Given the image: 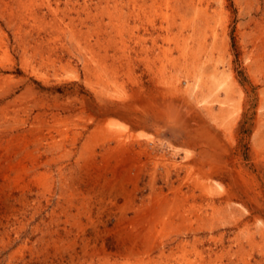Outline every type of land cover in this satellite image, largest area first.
Wrapping results in <instances>:
<instances>
[{
	"label": "rangeland",
	"instance_id": "1",
	"mask_svg": "<svg viewBox=\"0 0 264 264\" xmlns=\"http://www.w3.org/2000/svg\"><path fill=\"white\" fill-rule=\"evenodd\" d=\"M3 1L7 7L0 6V96L5 95L0 97V264H61L55 258L59 251L62 264H70L74 250L77 264H98L95 255L83 259L84 239L89 240V253L106 250L112 264H124L121 254L132 248L143 253L142 264H201V256L209 254L217 264H229L231 259L237 264H264V133L260 131L264 0H177L180 14L166 8L164 0H156L157 10L152 12L148 2L140 19L130 20L134 39L127 36L129 58L121 55V44L115 50V42L107 43L111 55L124 58L115 66L125 87L107 92L111 101L106 121L125 145L122 153L112 143L113 154L105 152L99 138L93 144L89 139L104 118L91 87L97 64L85 54V45L66 43L68 19H57L55 25L46 10L36 8L37 16L46 14L37 25L28 13L40 0H25L22 10L15 0ZM78 2L90 4L92 14L101 17L106 7L127 0ZM130 10L123 9L125 14ZM170 21L175 22L172 43L159 31ZM75 25L83 33L93 31L91 24ZM18 27L33 32L37 49L22 52ZM187 36L189 45L200 49L194 48L197 57L204 59V68L197 69L205 84L186 85L184 80L182 90L189 87V94L176 96L174 86L154 82L141 60L149 53L152 60L165 63L168 50L178 58L175 48ZM154 38L159 49L151 54ZM83 57L90 63L89 77ZM102 72L98 73L109 77ZM22 94L27 96L15 103ZM62 105L73 110H56ZM43 110L49 115L44 125L34 121ZM87 143L95 149L92 157L83 151ZM105 154L111 155L108 160ZM121 160L129 165L126 170L117 167ZM178 188L184 192L176 194ZM157 196L169 200L167 208L158 209L159 215L153 213ZM180 200L189 202L179 205ZM152 222L159 225L151 228Z\"/></svg>",
	"mask_w": 264,
	"mask_h": 264
},
{
	"label": "bare ground",
	"instance_id": "2",
	"mask_svg": "<svg viewBox=\"0 0 264 264\" xmlns=\"http://www.w3.org/2000/svg\"><path fill=\"white\" fill-rule=\"evenodd\" d=\"M16 3L18 5H21V8L20 10H22L23 8V4H24V1L25 0H15ZM99 1V0H98ZM108 1V0H107ZM12 2V1H11ZM14 2V1H13ZM32 2H35V1H32ZM110 2V1H109ZM112 2V1H111ZM115 2H117V0H115ZM150 2V6L149 8L151 9L152 12H155V10H157V1L156 0H127V2H125L124 4H119V3H116L115 6H113L114 8H105V11H103V13L105 12V17L103 16V13L100 14L101 17L99 19V17L97 15H94L92 14V9L91 8V5L84 2L83 4H80L78 2V0L76 2H74L73 0H40L38 3L36 4H33L28 15L29 17L32 19L33 22L37 23L38 21L40 20H45V15L43 17L41 16H37L36 12H35V9H39L40 11L43 10H46L45 12H47L48 15L51 16L50 20L53 24L56 25L57 23V19L64 22V20L68 19V23H67V31H66V38L68 39L66 41V43L68 42H73L76 46H82V45H85L84 46V52L85 54H88L89 53V56L92 57V59H94L95 63L97 64V66H95L94 70L97 69L98 72L100 73V70L101 72L103 71L106 75L105 76H108L107 78H104V76L102 74H99L98 72H94V79H95V84H91V87H92V94L95 95V98L97 97V99L99 100L98 103L100 102L99 104V112L101 113V116H103L104 118L101 120L100 124H98L96 126V130L93 131L90 136H89V139L90 141H93L91 144H93L96 140V137L99 138L100 141H102L103 143V147L105 148V152L108 154H110V152H112L111 150L114 149L113 147H111V144H116L118 146H120L119 150L122 151L123 153V150H125V145L123 144H120L121 141H120V135L117 134V131H114L113 129V126L110 125V123H108L106 121V117L110 114V110H109V105H110V101L107 100V92L109 89H114V90H118V89H123L125 86L124 83H120V76H118L119 74L117 73L118 72V65L117 67L115 66V64H117L118 60H119V63H122V58L123 57H126L129 56L130 52L128 53V50H127V36H129V38H133L132 34V29L129 28V23H130V20H135L137 18V20L140 19V15H142L141 13H144V10L147 9L145 6L146 4ZM165 4H166V8L168 7H171L172 9H174L176 11L177 14H180L181 11H179V6H178V1L175 0V3L173 4L172 1L170 0H164ZM0 6H2V8H6L7 7V3L5 4L3 0H0ZM15 3V2H14ZM61 3L64 4L63 7H61ZM103 4V3H102ZM25 5V4H24ZM31 5V4H30ZM96 5V4H95ZM107 4L105 3V6ZM109 6V5H108ZM128 7L131 8V10L129 11V13L127 12L125 14V12L123 11L124 7ZM16 8V7H15ZM156 8V9H155ZM18 9V8H17ZM102 9V8H101ZM104 9V8H103ZM6 10V9H5ZM9 11V10H8ZM96 11H98L96 9ZM101 11V10H100ZM99 11V13H100ZM24 12V11H23ZM27 12V11H26ZM94 12V11H93ZM21 13V12H20ZM39 13V12H38ZM19 15V14H18ZM26 15V16H28ZM60 15V16H59ZM82 15H84V17H82ZM8 20L11 21L12 18H13V11L11 12V15L9 14V16H7ZM24 18V17H23ZM19 19V18H18ZM47 19V18H46ZM89 19V20H88ZM154 19V18H153ZM187 19V18H186ZM168 20V18H167ZM22 22V21H21ZM20 22V23H21ZM42 22V21H41ZM45 22V21H44ZM151 22V21H150ZM14 23V21H13ZM76 23H78V25H81L82 27H86L88 26L89 24L92 25V29L90 27L92 31V33L89 32V34H86V33H83L82 31H79V29H77V26L75 25ZM15 24V23H14ZM23 24V23H22ZM25 24V23H24ZM37 25H39L37 23ZM43 25L42 26L40 25L39 27H42L43 28ZM17 26V24H16ZM53 27V26H52ZM157 27V26H156ZM31 28V27H30ZM41 28V29H42ZM51 28V26L49 27ZM89 28V27H88ZM160 28V27H159ZM175 28V22L174 21H170V22H167V26H164L159 29L160 33H161V36L163 37L165 35V40L166 42L168 43H172V39H173V34L172 31L173 29ZM36 29V28H35ZM41 29H37V33H39L41 31ZM89 29V30H90ZM18 32L20 33V46H21V49H22V52L26 53L29 49L30 50H34V49H37L36 46L33 45V42H37V39H35L32 35V33L30 32V30L26 31V30H23L21 27H18L17 28ZM44 31V33L47 31V26L45 27V29H42ZM56 30V29H55ZM114 30V31H113ZM157 30V31H156ZM195 30V29H194ZM193 30V31H194ZM85 31V30H84ZM114 34H112L113 32ZM156 32H159L158 29H155ZM49 33V32H48ZM159 33V34H160ZM112 35H114L115 38H113ZM41 35V34H40ZM196 36V34H193ZM37 36V35H36ZM44 36V35H43ZM64 36V35H63ZM262 36V35H261ZM193 37V36H192ZM137 38V37H136ZM158 38V37H157ZM157 38H154L152 40V47L149 48V52H151V54H153L156 50L158 51L159 47H158V39ZM197 38V37H196ZM39 39H41L39 37ZM134 39V38H133ZM35 40V41H33ZM163 40H164V37H163ZM189 40L190 39V36H187L186 39H184V41L182 43H178L175 50L178 51L179 53V56L178 58L176 59H173L169 50H168V53L166 50H163V51H166L164 57H165V63H163V60H152V58L150 57L149 53L145 54V57L142 58V62H144L145 66H146V69L147 71L150 72V74L152 73L153 77L152 79L154 80V82H157L158 84H163V83H166L167 85H170V86H174V92L176 93V96H181V95H188L189 94V87L182 90V83L183 81L185 80V84L187 85L188 83L192 82V81H195V84L196 86H202L203 83L205 84V79H204V82L202 81V78L203 76L201 75L202 72L200 70H198L199 68L200 69H203L205 65V62L202 60V58L200 56L197 57V52H194V47H191L189 45ZM176 41V40H174ZM256 41V40H254ZM115 42V50L117 48L118 45H122L120 48H123L121 51V55L123 56L122 58L121 57H116V54H110L109 53V50L108 48L106 47L107 43H108V46L110 44H113ZM137 42V41H136ZM39 43V42H38ZM196 43H198V41H196ZM196 43L194 45H196ZM73 44V45H74ZM74 45V46H75ZM201 45V44H200ZM75 46V47H76ZM74 47V48H75ZM171 47V46H170ZM204 48V45L201 46ZM54 48V47H53ZM77 48V47H76ZM83 48V47H81ZM80 48V49H81ZM129 48V47H128ZM197 48V47H196ZM195 48V49H196ZM39 49V48H38ZM41 49V48H40ZM110 49V48H109ZM199 48H197L198 50ZM47 50V49H46ZM55 50V49H54ZM59 50V49H58ZM145 49H143V53H146ZM171 50V49H170ZM200 50V49H199ZM1 51V50H0ZM42 51V50H41ZM79 51V50H78ZM260 51V50H259ZM29 52V51H28ZM31 52V51H30ZM46 52V51H45ZM194 52V53H193ZM50 53V52H49ZM82 53V52H81ZM128 53V54H127ZM142 53V52H141ZM201 53V52H200ZM199 53V54H200ZM204 53V52H203ZM79 54H80V51H79ZM155 54V53H154ZM82 55V54H81ZM80 55V56H81ZM201 55V54H200ZM259 55V54H258ZM119 56V55H118ZM203 56V54H202ZM30 58V57H29ZM35 58V57H34ZM84 58V68L86 70V72H88L86 75L87 77H89V73L91 72V68H90V63L88 61V59L85 57ZM129 58V57H128ZM127 58V59H128ZM121 59V60H120ZM124 59V58H123ZM5 60V59H4ZM34 60V59H33ZM127 61V60H126ZM93 62V60H92ZM91 62V64H92ZM94 63V64H95ZM95 64V65H96ZM126 64V63H124ZM127 64H129V60L127 62ZM126 64V65H127ZM131 64V63H130ZM159 64V65H158ZM255 64V63H254ZM125 65V66H126ZM122 65H120L121 67ZM132 65L129 66V68L131 69ZM128 67V66H127ZM25 68V67H24ZM126 68V67H125ZM198 68V69H197ZM93 69V68H92ZM169 69V70H168ZM96 70V71H97ZM102 72V73H103ZM125 73V72H124ZM176 73V74H175ZM92 74V73H91ZM93 78V77H92ZM95 86V88H93ZM173 91H170V94L173 93ZM32 93V92H31ZM110 94V93H109ZM32 95V94H31ZM111 95V94H110ZM120 95V94H119ZM2 97L5 96V95H1ZM0 96V97H1ZM27 95L26 94H22L20 96H18L16 99H14L15 103L21 101V99H24ZM175 96V94H174ZM172 96V97H174ZM78 97V96H77ZM31 99V97H30ZM83 99V98H82ZM67 100V99H66ZM114 100V99H113ZM120 101V100H119ZM83 102V101H82ZM14 103V104H15ZM13 104V103H12ZM113 104V103H112ZM126 103H124L125 105ZM3 105V104H2ZM12 106V105H11ZM10 106V107H11ZM14 106V105H13ZM62 106H65V105H62ZM126 106V105H125ZM237 106V105H236ZM48 107V106H47ZM56 107V106H55ZM136 107V106H135ZM142 107V106H141ZM145 107V106H144ZM14 109V107H11ZM16 108V107H15ZM61 109H63V111L65 112H68V111H72L73 110V107L71 108L70 107H58L56 110H59V111H62ZM41 110V109H40ZM25 111V109H24ZM83 111V110H82ZM172 111V110H171ZM112 112V111H111ZM3 113V112H2ZM74 113V112H73ZM24 114V113H23ZM29 114V113H28ZM59 112H57L56 114H53L52 118L55 120L56 117H58L59 115ZM145 114V113H144ZM52 115V114H51ZM61 115V114H60ZM118 115V114H117ZM167 115V114H165ZM48 112L46 110H43V111H40L38 112V114H36L34 116V121L37 122L38 124H42L44 125L46 123V119H48ZM48 117V118H47ZM68 117H70L68 115ZM67 117V118H68ZM124 117V116H123ZM5 118H7L5 116ZM12 118V117H11ZM14 118V117H13ZM66 118V117H64ZM1 119V118H0ZM10 119V118H9ZM59 119V118H58ZM62 120V119H61ZM66 120V119H65ZM78 120V119H77ZM84 120V119H83ZM112 121V120H111ZM64 124L66 123L65 121H63ZM62 122V123H63ZM69 122V121H68ZM107 122V123H106ZM168 122V121H167ZM55 125L57 122H54ZM50 125V123H48ZM61 124V123H60ZM63 125V124H62ZM171 125V124H170ZM173 125V124H172ZM54 126V124L52 125ZM57 126V125H56ZM43 127V126H42ZM261 128V135L264 133V121L262 122V126L260 127ZM54 129V128H53ZM48 130V129H46ZM50 130V129H49ZM116 130V129H115ZM121 130V129H119ZM183 130V129H182ZM7 131V130H6ZM124 131V129H123ZM28 132V131H27ZM34 132V131H33ZM126 132V131H124ZM31 133V132H30ZM65 133V132H64ZM51 134V133H50ZM68 135V134H67ZM20 136H23L20 135ZM45 136V135H44ZM69 137V135H68ZM257 139V138H256ZM44 140V139H43ZM67 140V139H66ZM74 141V140H73ZM88 141V140H87ZM263 141V140H262ZM29 142V141H28ZM20 144V143H19ZM28 144V143H27ZM97 144V143H96ZM15 145V144H14ZM23 145V144H22ZM26 145V144H25ZM84 146V145H83ZM93 147V145H92ZM91 146H89V143H87L84 148H83V151L84 153H87L89 155V157H92L95 153ZM102 147V146H101ZM102 147V148H103ZM23 148V147H22ZM128 148V147H127ZM150 148V147H149ZM10 150H13V149H10ZM65 150V149H64ZM86 150H89V151H86ZM14 151V150H13ZM133 151V150H132ZM18 152V151H17ZM20 152V151H19ZM24 152V150H23ZM120 152V151H119ZM130 152V151H129ZM7 153V151L5 152ZM13 153V152H12ZM26 153V152H25ZM29 153V152H28ZM83 153V152H81ZM115 153V152H114ZM138 153V152H137ZM44 154V153H43ZM105 154L104 158L106 157V160H108V157L107 156H111V155H107ZM113 154V152H112ZM26 155V154H25ZM28 155V154H27ZM116 155V154H115ZM118 155V153H117ZM121 155V154H120ZM138 155V154H136ZM135 155V156H136ZM205 155V154H204ZM215 155V154H214ZM10 156V155H8ZM7 156V157H8ZM29 156V155H28ZM83 156V154H82ZM125 156V155H124ZM123 156V157H124ZM140 156V155H139ZM200 156V155H199ZM207 156V155H206ZM6 157V156H5ZM6 157V158H7ZM122 157V158H123ZM138 157V156H137ZM137 157H134V158H137ZM187 157V155H186ZM5 158V160H6ZM25 158V156H24ZM110 158V157H109ZM89 160H91L90 158H87ZM121 159V158H120ZM1 160V159H0ZM22 160V159H21ZM31 160V159H30ZM124 160V159H123ZM126 160V159H125ZM202 160V159H201ZM78 161V160H77ZM87 161V160H86ZM117 161V160H116ZM128 163L129 160H127ZM34 162V161H32ZM18 163V161H17ZM124 163L126 164V162H121L119 164H117V167L120 168V171L122 169H125L126 170V167L129 166V165H124ZM197 163V162H196ZM213 163V162H212ZM8 164V163H7ZM11 164V163H10ZM9 164V166H10ZM19 164L20 161H19ZM208 164V163H207ZM206 164V165H207ZM3 165V164H2ZM132 165V164H131ZM20 166V165H19ZM6 167V166H5ZM4 167V168H5ZM40 167V166H39ZM60 167V166H59ZM11 168V166H10ZM131 168V166H130ZM6 169V168H5ZM23 169V167H22ZM129 169V168H128ZM132 169V168H131ZM12 170V169H11ZM14 170V169H13ZM58 170V169H57ZM60 170V169H59ZM130 170V169H129ZM133 170V169H132ZM195 170V169H194ZM1 171H3L4 173V169ZM24 171V170H23ZM26 171V170H25ZM20 172V171H19ZM155 172V171H154ZM207 172V171H206ZM27 173V172H26ZM29 173V172H28ZM121 173V172H120ZM6 175V174H5ZM34 175V174H33ZM38 175V174H37ZM61 175V174H60ZM3 177V176H2ZM39 178V177H38ZM44 178V177H42ZM41 178V179H42ZM36 179V178H35ZM45 179V178H44ZM48 180V179H47ZM45 180V181H47ZM67 180V179H66ZM72 180V179H70ZM19 181V180H18ZM43 181V179H42ZM34 182V181H33ZM38 183V182H37ZM43 183V182H41ZM40 183V184H41ZM38 184V185H40ZM45 184V183H44ZM147 184V183H146ZM197 184V183H196ZM47 185V184H46ZM45 185V186H46ZM49 185V184H48ZM63 185V184H62ZM72 185V184H71ZM198 185V184H197ZM196 185V186H197ZM61 186V185H60ZM74 186V185H73ZM26 187V186H25ZM41 187H42V184H41ZM72 187V186H71ZM46 188V187H45ZM52 188V187H50ZM76 188V187H75ZM22 189V188H21ZM64 189V188H63ZM70 189V188H69ZM181 188H178L176 190V194H178V192H184V191H181L180 190ZM27 190V189H25ZM73 190V189H72ZM171 190V189H170ZM23 191V190H22ZM50 192V191H49ZM74 192V190H73ZM77 192V191H76ZM43 193V192H42ZM40 193V194H42ZM206 192H204L205 194ZM87 194V193H86ZM182 194V193H180ZM69 195V193H68ZM40 196V195H39ZM174 196V195H173ZM70 197V196H69ZM72 197V195H71ZM74 197V196H73ZM185 198V196H184ZM190 198V197H189ZM201 198H204L203 200H206V196H203ZM156 203H157V207L153 213H157L158 212V209L161 208V206H166V208L169 206L168 205V201L166 196H157L156 198ZM182 199V198H180ZM209 199V198H208ZM207 199V201H208ZM25 200V199H24ZM70 200V198L68 199ZM72 200V199H71ZM176 200V199H175ZM178 201V200H177ZM177 201H173V205H181V204H184V202L188 201V200H180L179 203H176ZM70 202V201H69ZM115 202V201H114ZM189 202V201H188ZM204 202V201H203ZM206 202V201H205ZM71 203V202H70ZM73 203V202H72ZM107 203V202H106ZM210 203V202H209ZM202 204V203H201ZM206 204V203H205ZM69 205V204H68ZM73 205V204H72ZM154 205V204H153ZM199 205V204H198ZM75 206V205H74ZM38 207V206H37ZM68 207V206H67ZM76 207V206H75ZM88 207V206H87ZM196 207V206H195ZM71 208V207H70ZM151 208V207H150ZM155 208V207H154ZM67 209V208H66ZM72 209V208H71ZM88 209V208H87ZM108 209V208H107ZM4 210V209H3ZM152 210V209H151ZM163 209H162V212L163 213ZM171 211V210H170ZM187 211V210H185ZM66 212V211H65ZM150 212V210H149ZM175 212V211H174ZM68 213V212H67ZM160 213V212H158ZM157 213V214H158ZM164 213L166 214V212L164 211ZM163 213V215H164ZM176 213V212H175ZM88 214V213H87ZM149 214V213H148ZM187 214V213H186ZM78 215V214H77ZM151 215V214H150ZM149 215V216H150ZM153 215V214H152ZM159 215V214H158ZM182 215V214H181ZM241 215V213H240ZM82 216V215H81ZM162 216V215H161ZM177 216V214H176ZM183 216V215H182ZM181 216V217H182ZM203 216V215H202ZM205 216V215H204ZM99 217V216H98ZM160 217V216H159ZM164 217V216H162ZM166 217V216H165ZM180 217V215L178 216ZM68 218V217H67ZM152 219V218H151ZM160 219V218H159ZM243 219V218H242ZM46 220V219H45ZM187 220V219H186ZM133 221V220H132ZM136 221V220H135ZM148 221V220H147ZM152 221V220H151ZM185 221V220H184ZM210 221V220H209ZM208 221V222H209ZM153 222H156L155 219ZM150 223V226L151 228H153L152 226H155L157 224H154V223ZM162 222V221H160ZM222 222V221H221ZM141 223V222H140ZM66 224V223H65ZM154 224V225H153ZM217 224V223H216ZM159 225V224H158ZM93 226V225H92ZM137 226V225H136ZM140 226V225H139ZM190 226V225H189ZM96 227V225H95ZM93 227V229L95 228ZM176 227V226H175ZM217 227V226H216ZM213 228V227H212ZM57 229V228H56ZM174 230V229H173ZM183 230V229H182ZM85 231V230H84ZM123 231V230H122ZM127 232V231H126ZM155 232V231H154ZM259 234V233H258ZM83 235V234H82ZM131 235V234H130ZM78 236V235H77ZM145 236V235H144ZM262 236V235H261ZM195 237V236H194ZM77 238V237H76ZM222 238V237H221ZM253 238V237H252ZM59 239V237H58ZM63 239V238H62ZM73 240V239H72ZM105 240V239H104ZM153 240V239H152ZM218 240V239H217ZM221 240V239H220ZM55 242L57 240H54ZM138 241V240H137ZM60 242V241H59ZM58 242H56L57 244ZM71 243V242H69ZM77 243V242H76ZM75 241H73V243L71 244V246H75ZM126 243V242H125ZM137 243V242H136ZM62 244V243H61ZM68 244V243H67ZM89 240L88 239H84L83 240V252H84V256H83V259H86V258H93L94 255L98 257V260H99V263L98 264H112L110 263L111 260L110 257H111V254L106 252V250H103L102 253H89L87 250L90 249L89 248ZM239 244V243H238ZM241 244V243H240ZM264 244V243H263ZM156 245V244H155ZM258 245V244H257ZM49 246V245H48ZM57 246V245H56ZM70 246V245H69ZM122 246V245H121ZM159 246V245H158ZM255 246V245H254ZM77 247V246H76ZM129 247V246H128ZM157 247V246H156ZM61 248V247H60ZM93 248V247H92ZM132 248V247H131ZM148 248V247H147ZM154 248V247H152ZM172 248V247H171ZM70 248H68L69 250ZM213 249V248H212ZM72 250V249H71ZM74 250V249H73ZM93 250V249H92ZM95 250V249H94ZM102 250V248H101ZM138 250V249H137ZM148 250V249H147ZM151 250V249H150ZM238 250V249H237ZM59 251V250H58ZM142 251V250H141ZM140 251V252H141ZM211 251V250H210ZM90 254H88V253ZM101 252V251H100ZM220 252V251H219ZM230 252V251H229ZM15 253V252H14ZM61 252H57L58 256L55 257L57 259V261H59L61 264L63 263V255L62 256H59ZM228 253V252H226ZM219 254V253H218ZM121 255H124L125 256V259H126V262L124 264H142L143 260H142V256H143V253H139V252H135L133 251V248L130 249L129 251L127 250V252H124V254H121ZM215 255L217 256V254L215 253ZM228 255V254H227ZM236 256V255H235ZM79 255L78 253L74 250V252L71 254L70 253V264H77L76 263V260L78 259ZM81 257V255H80ZM121 257V256H120ZM217 257H220L222 258V256H217ZM200 258V257H199ZM224 258V257H223ZM222 258V259H223ZM97 259V258H96ZM120 259V258H119ZM228 259V258H227ZM236 259V258H235ZM142 260V261H141ZM194 260V259H193ZM128 261V262H127ZM169 261V260H168ZM222 261V260H221ZM54 262V261H53ZM53 262H51V264H54ZM218 261H216V259H213L212 256H209L208 257H202L201 256V264H217ZM84 263V261H83ZM11 264V263H10ZM59 264V263H58ZM88 264H93V262L91 263H88ZM123 264V263H122ZM166 264V263H165ZM228 264V263H227ZM229 264H237L235 263L232 259L231 261L229 262Z\"/></svg>",
	"mask_w": 264,
	"mask_h": 264
}]
</instances>
